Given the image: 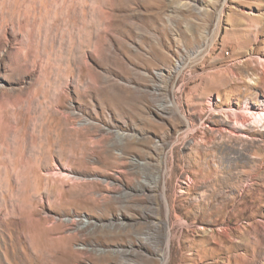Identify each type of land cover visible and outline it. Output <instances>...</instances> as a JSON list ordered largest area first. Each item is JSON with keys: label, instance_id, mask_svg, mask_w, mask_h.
<instances>
[{"label": "rangeland", "instance_id": "1", "mask_svg": "<svg viewBox=\"0 0 264 264\" xmlns=\"http://www.w3.org/2000/svg\"><path fill=\"white\" fill-rule=\"evenodd\" d=\"M248 107L264 0H0V264H264Z\"/></svg>", "mask_w": 264, "mask_h": 264}, {"label": "bare ground", "instance_id": "2", "mask_svg": "<svg viewBox=\"0 0 264 264\" xmlns=\"http://www.w3.org/2000/svg\"><path fill=\"white\" fill-rule=\"evenodd\" d=\"M234 115L236 116V119L234 118L235 119V124L233 126L234 129H232L231 131H229V132H231L233 134L236 133L235 132L236 131V127H237V130H245V129H248L247 128V125H248L247 122H248V120H251L252 121V123L250 124L251 126H256V125H262V126H264V111H260V110H257V109H251V108H249L248 110L246 109V111L244 113H235ZM231 124H232V122H231ZM229 127H231V126H229ZM165 262H166V259H165L164 263Z\"/></svg>", "mask_w": 264, "mask_h": 264}]
</instances>
